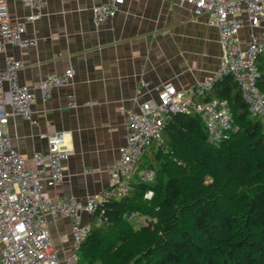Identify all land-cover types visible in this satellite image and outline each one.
I'll return each instance as SVG.
<instances>
[{"label": "crops", "instance_id": "0c3cea01", "mask_svg": "<svg viewBox=\"0 0 264 264\" xmlns=\"http://www.w3.org/2000/svg\"><path fill=\"white\" fill-rule=\"evenodd\" d=\"M13 20L28 15L25 35L35 45L8 46L21 61L17 78L33 93L31 123L12 116L5 125L13 147L29 159L46 150L44 137L63 131L70 151L63 162V179L43 194L84 201L108 186V167L125 143L127 115L149 98L155 99L163 82L171 81L186 93L220 71L222 47L218 30L196 15L192 6L177 0H125L115 14L96 23L92 10L107 0H44L40 10L6 0ZM260 30L245 22L239 30L242 43ZM3 65V55H0ZM73 70V77L54 87L44 99L38 82L51 73ZM193 99V95H191ZM75 106L70 107L69 102ZM145 156L135 175L143 179L150 170ZM92 216L82 213V222ZM52 244L59 257L73 249L71 219L46 216Z\"/></svg>", "mask_w": 264, "mask_h": 264}, {"label": "trees", "instance_id": "16d2710c", "mask_svg": "<svg viewBox=\"0 0 264 264\" xmlns=\"http://www.w3.org/2000/svg\"><path fill=\"white\" fill-rule=\"evenodd\" d=\"M256 64L264 95V49ZM212 98L227 102L234 130L209 142L197 113H167L142 155L152 178L134 175L124 195L98 204L79 264H264V121L230 74L193 95Z\"/></svg>", "mask_w": 264, "mask_h": 264}, {"label": "built area", "instance_id": "2783aa9c", "mask_svg": "<svg viewBox=\"0 0 264 264\" xmlns=\"http://www.w3.org/2000/svg\"><path fill=\"white\" fill-rule=\"evenodd\" d=\"M24 6L40 10L44 0H15ZM125 0H107L92 10L96 23L112 17ZM193 8L196 15L204 14L206 23L218 30L222 47L220 71L211 79L199 83L191 93L177 89L171 81L163 82L156 98L142 101L136 110L127 115L125 143L119 147V156L108 167V186L101 193L88 195L84 201L64 198L55 193L45 196L43 186L55 187L63 179V162L70 151L64 147L63 131L41 135L46 139L44 151H35L29 159L12 145L5 125L12 116H19L34 123L32 104L34 95L17 78L21 61L7 52L8 46L25 48L35 45V40L25 35L27 22L36 18L28 15L13 20L7 1L0 0V264H79V246L90 228L91 222H82L81 214L93 216L99 203L111 195L120 197L130 188L137 171V164L144 151L160 139L165 115L170 112L194 111L207 130V141L214 142L228 137L234 130L231 112L223 99L212 98L194 102L191 95H201L210 88L214 79L230 74L237 82L252 116L264 121V95L256 85L258 68L256 57L264 49V0H177ZM247 23L253 32L242 43L239 30ZM73 77V70L62 74L51 73L38 82L41 96L46 99L54 87L65 85ZM76 103L69 102L73 107ZM153 172L148 170L143 179L149 180ZM152 191L144 196L149 198ZM58 215L71 219L73 249L59 257L52 244L48 221ZM101 216H97L100 220ZM154 218H145L144 222Z\"/></svg>", "mask_w": 264, "mask_h": 264}, {"label": "rangeland", "instance_id": "374dc122", "mask_svg": "<svg viewBox=\"0 0 264 264\" xmlns=\"http://www.w3.org/2000/svg\"><path fill=\"white\" fill-rule=\"evenodd\" d=\"M138 219V218H137ZM140 219V218H139ZM139 219L138 220H136V219H133V222H134V224H136V225H139L140 223L138 222L139 221Z\"/></svg>", "mask_w": 264, "mask_h": 264}]
</instances>
